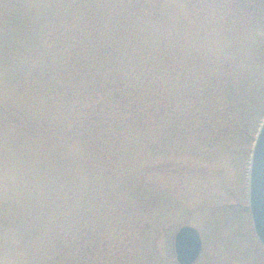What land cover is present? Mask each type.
<instances>
[{
	"label": "trees",
	"instance_id": "1",
	"mask_svg": "<svg viewBox=\"0 0 264 264\" xmlns=\"http://www.w3.org/2000/svg\"><path fill=\"white\" fill-rule=\"evenodd\" d=\"M263 120L264 0H0V264H178L184 224L264 264Z\"/></svg>",
	"mask_w": 264,
	"mask_h": 264
},
{
	"label": "water",
	"instance_id": "2",
	"mask_svg": "<svg viewBox=\"0 0 264 264\" xmlns=\"http://www.w3.org/2000/svg\"><path fill=\"white\" fill-rule=\"evenodd\" d=\"M249 210L256 237L264 248V120L257 131L249 164ZM178 264H195L202 256L204 244L199 229L182 226L175 236Z\"/></svg>",
	"mask_w": 264,
	"mask_h": 264
},
{
	"label": "rangeland",
	"instance_id": "3",
	"mask_svg": "<svg viewBox=\"0 0 264 264\" xmlns=\"http://www.w3.org/2000/svg\"><path fill=\"white\" fill-rule=\"evenodd\" d=\"M165 181L168 183H172L174 178L171 176H163ZM210 199H213L214 197H210V195H208ZM186 224H184L183 226H185ZM182 226H180L179 228H175L172 231H170V233L168 234L169 236L167 238H165L164 243L161 247V252L160 254H162L164 257H173V259L176 261V254H175V248H174V241H175V236L176 233L178 232V230L181 228ZM201 235H202V239H203V244H204V248L205 245H207V249L204 250L203 249V253L202 254H207L203 256V260L201 262V264L204 262V264H206V262L208 261V257H212L214 254H231V251H233V246H232V241L237 240V238L235 237V235L232 234V230L231 228H228V235L227 234H221L220 238L217 239L216 235L214 234L215 228L214 227H210L208 232L205 233L202 231V229H200ZM234 239V240H233ZM224 240H226V243H222ZM237 243V242H236ZM234 253V252H233ZM201 258V257H200ZM205 258V259H204ZM177 262V261H176Z\"/></svg>",
	"mask_w": 264,
	"mask_h": 264
}]
</instances>
